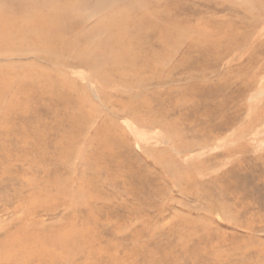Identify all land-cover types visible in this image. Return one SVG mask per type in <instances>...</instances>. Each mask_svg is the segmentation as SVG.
Listing matches in <instances>:
<instances>
[{"label": "bare ground", "instance_id": "1", "mask_svg": "<svg viewBox=\"0 0 264 264\" xmlns=\"http://www.w3.org/2000/svg\"><path fill=\"white\" fill-rule=\"evenodd\" d=\"M184 1L0 0V210L14 212L0 216V264H264L257 224H247L250 239L228 236L206 254L199 244L219 231L203 219L174 213L159 221L165 181L183 192L201 187L235 225L241 212L233 208L257 217L250 201L222 202L233 185L221 197L217 187L246 164L262 163L264 175V153L251 142L259 141L253 126L264 122V106L252 103L264 95V0L238 3L250 13L238 12L241 25L199 11L223 0ZM245 31L243 53L258 52L256 68L233 51L240 43L232 33ZM217 99L221 108L203 110ZM240 115L243 143L226 155L242 157L222 178L199 184L192 170L203 162L179 166L172 158L212 144ZM123 119L160 130L169 146L141 148V157ZM118 210L125 221L105 238L101 216ZM150 211L157 213L144 222ZM165 239L173 243L162 250ZM203 255L209 260L199 261Z\"/></svg>", "mask_w": 264, "mask_h": 264}, {"label": "rangeland", "instance_id": "2", "mask_svg": "<svg viewBox=\"0 0 264 264\" xmlns=\"http://www.w3.org/2000/svg\"><path fill=\"white\" fill-rule=\"evenodd\" d=\"M188 1L190 3H188ZM188 1H186V3H188L190 5H193V3L196 4V2H195L196 0L195 1L194 0H188ZM230 1H232L231 4H229ZM244 2H245V0H223V3L220 4L221 6H218L217 5L218 3L216 4V2H213L214 3L213 5H215V6L204 5L203 3H201V4L197 3V5L198 4L200 5V6H198V8L200 7L199 11L202 12L203 14L207 15V16L208 15L213 16L214 18H217V19H222L221 16H223V20H227V18H229V20L232 19L235 22L237 20H239V21H237V24L241 25L240 23L242 21H244V20H241L242 17H244L245 15L246 16L250 15V13L248 14V12H246L245 8L242 7V5H240ZM238 3H240V4H238ZM238 5H240V7H239L240 9L238 8ZM234 7H235V9L236 8L237 9L235 10ZM242 8L245 10V12ZM241 11H243L242 15H243V13L245 14L242 17H241V15H239V13H241ZM181 14L183 17L187 16L182 11H181ZM218 16H220V17H218ZM236 17H237V19H235ZM241 30L243 31V29H241ZM237 33L238 32H235V33L233 32L232 34H234V35L232 37L234 38V41L239 42L240 46H241V47L238 46V48H236L237 50L236 49L233 50L235 52L239 51L240 57L238 58V60H241L243 63H246V61H247V63H249L248 66L253 65V67H255V68L258 67V64L256 63L257 62L256 58H253L254 55H257L258 52H254V55H253V52H252V55L250 52L243 53L246 46L243 45L242 43L247 39L251 40V37L246 33V31L244 33L243 32H239L238 34ZM243 34L244 35L247 34V35H245V37H243ZM238 36H240V38ZM242 40H244V41H242ZM230 49H231V47H229L228 52H230ZM195 57H197V56H195ZM263 57H264V53H263ZM252 59H254V60H252ZM248 60H252V61H248ZM259 64H262V68H258V71L260 72V77H263L264 76V58L260 61ZM222 65H225V64L224 63L220 64L218 66V68ZM177 75H179V74H177ZM175 76H176V74H175ZM214 77H216V76H214ZM214 77H212V78H214ZM206 78L208 79V81H210V79H212L209 77H206ZM263 80H264V78H263ZM92 87L96 88V86L94 84H92ZM235 87L237 88L238 84L235 83L233 85V90L236 89ZM261 90H263V88H261ZM262 97H263V99L259 98L260 100L259 99H257V100L253 99L252 103L254 105H258L260 107H263L264 106V95ZM96 101L99 104H101L102 107L109 105V102L108 103L100 102V100H96ZM220 103L217 99V101L215 100V103L210 104V105H205L203 110L204 109H212V108H221L222 107L221 105L223 103H222V101ZM246 103H247L246 97L241 98V99L237 100L236 107H238V105L239 106H242L244 104L246 105ZM262 110L263 109H258V111H260V112H262ZM257 113L258 112L254 113L251 116H248L246 118L247 121H250V123H251V121L254 119V117ZM218 119L221 120L222 116H219ZM236 119L235 120L237 121V124H236L237 126L236 125L231 126V128L228 129V131L222 130V132L219 135L220 137L218 136V138H215V140H214V137L212 138V142H211L212 144L208 145L207 147H205L203 149L197 148V150H194L191 153L188 152L187 156H184L182 154V152H171L172 158H174L178 162L179 166L188 165L190 162L199 163V164L201 162H203L204 165L200 164L201 166L199 168H195L192 170L193 173L198 174L199 184H202L203 182H210V179H212V178H217V177L222 178L225 173H229L230 171H232L233 169H235L237 167L236 162L239 158L242 157V154L239 153L238 151L235 152V155H234L235 158L234 159L231 157L229 158L228 155H226V153L229 151V149L231 150V148H233V150H236L237 146H239L240 144L243 143V140H242V142H240L238 136H239V133L240 132L242 133V131L244 130V128L248 124H247V122H245V120H243L244 119L243 115H240ZM121 122L123 124V127L126 130H128L127 132H129L128 134L130 135V138L132 139V141L139 143V145H140L139 149L140 150L136 149L135 152H138L141 157H142V154H140L142 152L141 148H147V149L151 150L154 148L160 149L161 147L166 148L169 146V145L165 144L164 142H162V140L160 139V138H162V135H163L160 130H158V129L147 130L145 128H139L138 126L136 127V125L131 120H124L123 119V121H121ZM242 125H244V127ZM242 128H243V130H242ZM253 128H255L254 132L258 133V136H256V137H258L259 141L254 143L253 141L250 140L252 142V146H255V148L258 147L257 149L260 148L259 150H262V152L264 153V142H263L264 141V136H263L264 135V122H262L258 125H254ZM231 129H232V131H231ZM235 132H236V134H235ZM254 132L252 135L255 134ZM232 136H233V143L229 139ZM226 137L228 140L225 139ZM160 143H162V144H160ZM235 145H237V146H235ZM234 148H236V149H234ZM226 149H227V152H226ZM260 165L257 164V165L251 166L250 164H246L242 169L238 170V172L235 173L233 176L226 177V178L223 177V185H221V186L219 185V187H217V190H218L217 194H218V196L221 197L223 195L222 190H224V187L229 188L230 185H233L235 187L233 194H228V193L224 194L223 197L220 198L222 200V202L224 204H227L229 202H232V199L234 201L237 200L238 202L241 200L250 201L251 206H252L251 207V210H252L251 213H253L255 215L257 214V217H252L250 215H244L243 214V208H241L239 210L233 208L234 215L241 212L240 214L237 215V217L234 220L235 222H237V224L235 225L234 222L228 221L227 219H225L223 217L224 215L221 212V206L219 204H215V203H218V201L215 200L213 202L214 204H211L209 197L204 195L201 187L199 188L198 192H195L196 193L195 194V193H190L188 191V189L186 190V192H183L181 190V188H179L177 186H173V184H171L169 181H165V187L167 188V190H170V191H168V195L166 197H164L163 200H160L158 203L159 206L161 207V209L164 210L163 216L160 218L159 221L163 224L168 223L169 220H171L172 217L174 216V213H182V214L188 215V216L193 217V218L203 219L207 227H209L211 229H216L219 231L217 234L212 235V239L210 242L203 240L199 244V246L205 247L204 249H208L207 251H205L206 254H211V251L209 250V248L211 246H214L215 244H217L222 239H224L228 236L230 238H236L237 240H239V238H242L243 240L250 239L249 235L251 234L250 233L251 231H248L247 224H250L251 222L254 223L255 225L257 224V228L255 230L256 238L264 240V175H263L262 163ZM189 184L191 185V182H189ZM109 193H110L109 194L110 197H112L111 201H113L114 199H113L112 192L109 191ZM144 201H146V200H144ZM102 202H104V200L101 201L100 203H102ZM2 213H4V214H2ZM124 213H125V211H122V210L119 211L118 210V212H112L110 215H102L101 216V226L105 230V232H104L105 238L109 237V235L112 232H114L113 233V235H114L115 232L118 230L119 224L122 223L123 221H125L124 218L122 219V217L118 216V214L122 215ZM155 213H157V211H150V216L143 215V217H142V218H144L143 221L144 222H146V221L152 222L150 218H153ZM12 215H14L13 211L0 210L1 218H5V217L9 218V216H12ZM111 215H113V216H111ZM110 217L112 218L111 221L109 220ZM131 221H133V219L131 220V217H130L128 220H126V223L128 224V222H129V225H130ZM141 221L142 220L140 218L138 222L142 223ZM243 223H245L244 227L242 226ZM137 226H140V225H137ZM149 227L151 228L153 226L148 225V228ZM226 231H227V233H225ZM125 236H118V238L121 239V238H124ZM145 237H146V234H145ZM141 240H143V239H141ZM231 241L232 240H230V242ZM172 243H173V240L167 241L165 239V240L161 241L160 247L162 250H165ZM193 243L195 244V242H193ZM249 243L252 246L257 244V242L255 240L249 241ZM224 247H226V246H224ZM216 248H219V247H216ZM182 260H183V263H181V264H197V262H194V260H191L188 258H186V259L182 258ZM205 260L207 261L209 259L206 255H203L201 257V260H199V261H205ZM220 262H221V264H223V262H226V261L222 260ZM212 264H214V263H212Z\"/></svg>", "mask_w": 264, "mask_h": 264}]
</instances>
